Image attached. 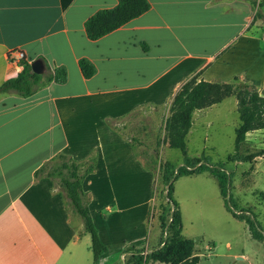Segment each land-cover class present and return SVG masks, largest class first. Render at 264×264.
I'll list each match as a JSON object with an SVG mask.
<instances>
[{"label":"crops","instance_id":"crops-1","mask_svg":"<svg viewBox=\"0 0 264 264\" xmlns=\"http://www.w3.org/2000/svg\"><path fill=\"white\" fill-rule=\"evenodd\" d=\"M252 1L264 15V0H149L150 11L91 41L86 21L118 0H0V87L22 72V58L68 70L66 84H46L29 98L0 94V264H90L82 248L85 241L92 252L84 221L74 224L77 212L65 192L36 172L60 155L78 163L95 154L94 171L83 181L92 218L93 202L111 211L112 204L133 200L137 177L150 173L118 124L171 107L199 73V82L225 83L233 67L245 63L233 80L263 82L264 28L258 26L264 20L253 23L258 7ZM200 31L205 39L228 32L208 59L184 48ZM82 58L97 68L91 79L81 73ZM216 72L221 76L214 78ZM258 88L264 95V85Z\"/></svg>","mask_w":264,"mask_h":264},{"label":"rangeland","instance_id":"rangeland-1","mask_svg":"<svg viewBox=\"0 0 264 264\" xmlns=\"http://www.w3.org/2000/svg\"><path fill=\"white\" fill-rule=\"evenodd\" d=\"M258 27L264 28V24ZM226 34L228 32L205 39L208 35L200 31V39L193 46L184 48L197 51L191 52L197 58L208 59L225 40ZM173 42L171 49H176ZM230 46L233 47L234 43L223 47V50ZM260 46L264 49L263 41ZM177 49L181 51V47ZM176 53L185 55V52ZM244 65H235L231 78L221 79L235 88H244L250 83L239 78L233 80L245 69ZM152 71L156 70L152 68ZM200 75H197L198 79ZM220 76V72L214 73V78ZM261 85L264 81H259L256 86L260 95L264 96L258 88ZM151 112L155 113L136 114L117 126L120 134L134 147L136 156L150 177H137L134 198L127 204L123 201L119 205L112 204L111 211H108L104 205L101 207L100 202H93V219L108 247V253L99 264H137L141 256L145 264L182 263L172 251L165 250L176 238L175 228L171 227L174 209L168 200L170 184L174 187V198L181 209L183 236L195 243L193 256L182 264H194L195 256L199 257L197 264H264V114L240 147V154L257 155L246 163L227 161L229 155L236 151V130L241 123L236 97L194 115L193 127L186 138L187 156L200 158L205 155L210 159V164L206 161L202 164L224 175L223 196L219 182L210 173L175 181L185 157L181 151L166 147L169 145L167 124L173 116L171 107ZM95 157L91 154L87 160L78 162L82 172L95 163ZM166 162L172 165V170L168 172L169 181L162 173V164ZM53 181L57 189L64 191L59 178ZM84 198L89 205V200ZM232 213L250 221L263 239H254L248 223L235 218ZM161 217L167 221L164 229ZM73 222L83 223V219L75 213ZM150 238L153 239L151 244ZM84 242L82 248L88 252L90 264H94L93 254L88 250L90 246Z\"/></svg>","mask_w":264,"mask_h":264},{"label":"trees","instance_id":"trees-1","mask_svg":"<svg viewBox=\"0 0 264 264\" xmlns=\"http://www.w3.org/2000/svg\"><path fill=\"white\" fill-rule=\"evenodd\" d=\"M252 5L257 8V1H252ZM150 10L151 3L149 0H118L116 7L100 10L86 21L85 31L87 37L91 41H98ZM259 20H264L260 7H258L253 23ZM38 60H42L45 64L48 72L46 75L34 74L31 65L28 64L25 58H22L19 62L24 67L22 72L17 77L5 82L0 87V94L15 93L21 97L29 98L46 84L55 82L63 85L67 83L68 70L66 67L60 66L51 71L43 58H38ZM79 67L85 79H91L97 74L95 65L86 58L80 59ZM237 79L235 78V81ZM233 96L237 99L241 123L236 130V151L234 154L229 155L227 161L228 163H246L257 157V155L240 154V147L246 142L247 134L254 130L259 117L264 114V96L260 95L257 87L251 84H247L244 88H235L231 83H211L203 80L199 82L197 76H195L187 81L175 95L171 106L173 116L167 124L169 147L181 151L185 157L183 165L175 176V181L182 177L210 173L219 182L223 195L222 182L225 179L224 175L202 164L204 161L210 164V159L205 155L200 158L188 157L186 138L192 128L195 111L221 104ZM51 164L49 163L40 168L36 172V177L45 175L51 179H60L69 203L77 214L81 216L86 232L91 235L94 264H99L102 257L108 253V248L100 238L83 192V181L87 175L94 171V163L89 165L85 172L81 171V164L64 155H60L53 162L50 171H47ZM170 170H172V165L169 162L162 164V173L167 181L170 179V176H168ZM168 200L174 209L171 227L175 228L176 238H173L170 244L165 247V250L169 249L172 251V254L179 257V261L184 263L193 256L195 243L183 236L182 213L178 202L174 198V187L172 184L169 187ZM226 209L231 212L227 205ZM232 214L235 218L248 223L254 239L260 241L263 239V236L254 229L250 221L242 219L234 213ZM166 224V219L161 217L162 229L165 228ZM198 261L199 257H193L194 264H197ZM137 264H145L142 256L138 258Z\"/></svg>","mask_w":264,"mask_h":264},{"label":"water","instance_id":"water-1","mask_svg":"<svg viewBox=\"0 0 264 264\" xmlns=\"http://www.w3.org/2000/svg\"><path fill=\"white\" fill-rule=\"evenodd\" d=\"M31 69L32 72L37 75H44L46 72V67L42 60H35L31 64Z\"/></svg>","mask_w":264,"mask_h":264},{"label":"built area","instance_id":"built-area-1","mask_svg":"<svg viewBox=\"0 0 264 264\" xmlns=\"http://www.w3.org/2000/svg\"><path fill=\"white\" fill-rule=\"evenodd\" d=\"M22 56V55H21Z\"/></svg>","mask_w":264,"mask_h":264}]
</instances>
